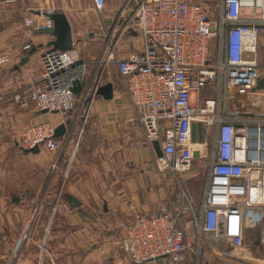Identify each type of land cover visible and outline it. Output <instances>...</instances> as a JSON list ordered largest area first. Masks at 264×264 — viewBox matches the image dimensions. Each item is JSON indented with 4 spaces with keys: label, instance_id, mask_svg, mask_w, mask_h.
<instances>
[{
    "label": "built area",
    "instance_id": "built-area-1",
    "mask_svg": "<svg viewBox=\"0 0 264 264\" xmlns=\"http://www.w3.org/2000/svg\"><path fill=\"white\" fill-rule=\"evenodd\" d=\"M108 1L92 0L98 27L104 35L108 31L103 52L84 58L80 41H74L70 50L48 48L41 55L39 76L14 95L21 107L33 102L38 111L57 113L66 133L58 138L59 123L31 121L21 133L19 146L64 151L78 118L84 125L89 119L88 99L104 85L103 73L115 66L146 140L152 146L154 141L161 143L158 169L176 180L186 177L194 167L196 149L201 157L210 155V163L200 205L182 187L176 194L180 204L175 212L161 203L157 212L136 213L112 244L136 262L163 258L166 264H180L184 254L197 250L196 244L199 252L203 234L213 235L218 252H228L236 260L242 258L234 252L246 246L264 251V88H256L264 78L257 57L264 46V0H216L217 19H212L207 4L194 0H121L107 29ZM23 23L28 32L53 25L43 14L26 16ZM133 32L140 36L136 48L119 56L120 40L133 38ZM213 41L216 55L211 50ZM33 46L28 42L23 50ZM8 61V56L0 58V63ZM75 81L82 83L80 93L72 89ZM208 88L218 90L219 97H204ZM222 98L225 115L219 111ZM195 122L205 125L202 143L192 140ZM1 129L0 110V135ZM210 133L211 153L206 148ZM184 216L191 217L197 240L181 225ZM34 236L31 225L0 264H28L26 249ZM258 259L264 264V254Z\"/></svg>",
    "mask_w": 264,
    "mask_h": 264
},
{
    "label": "crops",
    "instance_id": "crops-1",
    "mask_svg": "<svg viewBox=\"0 0 264 264\" xmlns=\"http://www.w3.org/2000/svg\"><path fill=\"white\" fill-rule=\"evenodd\" d=\"M79 1L82 2V0H0V58L9 57L8 62L0 63L2 115L0 137L4 136L0 141V181L4 186L20 183V186H17L21 187V178L29 180L32 173L38 174V184L43 183L49 167L54 166L50 165V160L45 157L47 150L43 148L39 153H26L19 146V139L31 121H53L61 124L57 113L38 111L33 102L21 107L14 101V95L28 88L34 78L39 76L41 55L48 48H52L47 44L54 39L49 34L28 32L27 28L24 33L19 30L18 32L16 28L20 22L14 17L19 15L25 17L33 11L34 14L31 16H36L39 10L32 7L34 4L41 7L51 5L67 7ZM120 5L121 2L110 13H106L107 29L112 25L113 17L117 15ZM62 12H65L72 21L68 11L63 8ZM98 32L95 35L90 33L88 38L81 41L74 34V41H80L84 58L96 57L103 52L108 31L106 35L101 29ZM136 36L133 38L124 36L120 40L119 56L124 57L134 49V43L140 40ZM115 37L116 34L113 35V38ZM28 42L33 43L36 50L28 62L17 69L16 65L28 53L23 50V46ZM103 74L104 84L108 82L114 84V96L109 100L97 94L92 97L89 117L92 115L93 124L85 131L75 156L77 158L75 166H78L79 172L72 174L71 177L63 176L62 179H59L61 176H55L58 183L39 221L40 230L44 229L45 234L42 232V238H38V242H41L46 252H39L34 238L32 245L26 249L29 255L28 264H38L40 259L43 260V264H166L163 258L136 262L127 252L111 242L121 235L123 226L136 213L157 212L161 203L173 213L178 209L180 202L170 173L157 167L156 151L146 140L139 114L131 103L126 88L115 80L120 77L118 70L115 66H109ZM11 136L12 144L9 141ZM69 149L66 147L61 153L62 157L59 158V155L54 163L62 164ZM92 157L97 158L98 163L91 171L89 163ZM85 167L89 171L88 175H85ZM72 168L73 164L69 170ZM187 176L185 178L189 179L192 175ZM17 179L19 180L14 182ZM187 185L193 187L191 181H188ZM71 196L77 198L79 206L71 205ZM202 200L203 197L198 205ZM0 214L3 215L2 220L0 219L1 262L12 251L18 237L27 229L31 217H27L24 212L9 209H3ZM181 225L187 227L189 233L193 231L190 216H184ZM19 230L22 232L19 233ZM219 255L223 259L219 260L221 264H224L223 261L242 264L241 260H236L230 255ZM183 257L180 264L201 263V257L195 251L187 252ZM212 261L214 260H207L205 263L210 264L207 262Z\"/></svg>",
    "mask_w": 264,
    "mask_h": 264
},
{
    "label": "rangeland",
    "instance_id": "rangeland-1",
    "mask_svg": "<svg viewBox=\"0 0 264 264\" xmlns=\"http://www.w3.org/2000/svg\"><path fill=\"white\" fill-rule=\"evenodd\" d=\"M196 1L207 4L206 6L210 9L212 19L218 18L219 13H218L217 5H216V0H196ZM119 2H120L119 0H109L108 5L105 9V13H110L114 8L117 7ZM32 7H34L35 10H39V11L40 10L42 11L54 10L57 12H62L64 8L66 11H68L69 15L72 18L71 22H72L73 32L80 41L81 39L83 40L84 38H88L90 33L95 35L100 30V28H97V25H99L98 24V12L94 9L92 0H82V2L79 1L67 7L53 6V5L41 7L36 4H34ZM52 7L55 9H52ZM33 12L28 13L29 15L27 16L33 17L31 16L32 14H34ZM25 17L24 15L23 16L19 15L17 17H14L17 20V22H20L17 25L16 30L17 31L19 30L20 32L22 31V33H24V30L26 28L23 23ZM136 37L140 38L139 35H137ZM211 50H212V54L216 55V51H217L216 41L212 42ZM257 57H258L259 64L262 65V69L264 71V46L261 47V49H258ZM115 80H118V82L122 83V85L125 87L124 81L121 76L118 77V79L116 78ZM259 95H260L259 92H257L254 95V100H253L254 102L257 101V99L259 98ZM203 96L204 97H209V96L219 97L218 90L214 88H208L204 91ZM219 107H220L219 111L222 113V115H225L227 109L225 108V102L223 98L220 101ZM92 119L93 117L91 115L89 119L87 120L88 122H86V124L84 125L83 123H81L82 122L81 117L78 118L77 123L76 125H74V128L72 130L73 131L72 138L70 142L68 143V145L66 146L70 148L68 151L69 153L66 156H64V160L62 161V164L54 163V161L56 158H58L59 155H60L59 158H61L62 157L61 153H63L64 151L52 152L46 149L47 151H46L45 157H47L50 160V165L54 164V166H52L51 168L49 167L48 169L49 171L47 172L46 177L43 180V183L38 184L37 182L38 174L36 173H32L31 175H29V178H30L29 180L22 177L21 187H19L20 183H15V184L13 183L10 186L8 185L4 186L3 182L0 181V192H1L0 193V211L2 212L3 209H9V210H13L14 212H24L26 213L27 217L28 216L31 217V222L27 228H29L31 225L33 226V232L34 234H36L35 236L37 237L36 239V237L34 236L35 241L37 242L36 247L41 253H45L46 251L44 247H42V245L40 244L41 242H38V238H42L41 234L42 232H44L45 234V231L44 229L42 231L40 230L39 221L41 220L43 213H45L49 199L53 195V192L55 191V188H56V184L58 183L57 182L58 180L55 181V176L56 177L61 176V178L59 179H62L63 176L70 175L71 177L72 174L75 175L76 172H79L78 166H75V162L77 159L75 158V156H76V153L80 146L81 141H83V137H84L83 135H85V131L90 128L91 124H93ZM82 126H83V131H81ZM3 137L4 136L0 137V141H2ZM12 140L13 139L11 136L9 138V141H11V144H12ZM200 147L204 148L202 146ZM213 147H214L213 135L210 133L208 144L206 145L207 151L211 153L213 150ZM209 157L210 155L207 157L196 158L194 160V167L192 171H190L187 174L188 175L187 177L192 175L191 178L189 179L182 177L176 180L175 179L176 177L170 174L173 180V184L176 185V188H177L176 191L177 192L180 191V189L183 187L193 197L197 205L200 203L201 198L203 197V194L205 191V187L207 183V173H208L209 163H210ZM97 160L98 159L95 157L91 158V162L89 163L90 164L89 169L91 171L93 168L95 169V165L98 163ZM71 164H73V168L72 170H69L71 168ZM68 166L70 168H68ZM86 169L87 168L85 167V175H88L89 171L88 169L87 170ZM18 180L19 179H17L14 182H17ZM188 181H191V183L193 184V187H192L193 189L187 185ZM13 195L14 197H18L19 202L13 201ZM2 218H3V215L0 214V219L2 220ZM18 232L20 233L22 232V230H19ZM191 232H192L191 237L194 240L195 239L197 240L198 238L195 235V232L194 231H191ZM202 239H203V245L202 247H200L199 252H198V247H199L198 244L195 245V249H197L195 252L201 257L200 264H206L205 261L207 260L215 261V262L214 261L207 262L210 264H221L219 260H223V259L220 258V255H219L220 253L218 252L219 247L217 243L214 241L213 235L203 234ZM246 241L249 244L251 241L250 237H248ZM225 254L229 255L228 252H226ZM234 254H237L242 258L241 260L242 262H240L242 264H259V263L262 264L263 263L258 258H260L262 254H264V251H259L257 250V248L254 249V247H251V246L250 247L246 246V247H243L242 249H237L234 252ZM222 263L233 264L234 262L223 261Z\"/></svg>",
    "mask_w": 264,
    "mask_h": 264
},
{
    "label": "water",
    "instance_id": "water-1",
    "mask_svg": "<svg viewBox=\"0 0 264 264\" xmlns=\"http://www.w3.org/2000/svg\"><path fill=\"white\" fill-rule=\"evenodd\" d=\"M37 14H43L49 19L53 21V25L46 27L41 30L35 31L37 34H49L54 37L47 46L59 49V50H70L74 46V32L72 23L65 12H57V11H38ZM134 35H137V32H133ZM36 50V47H33L28 53L21 59V61L16 65L17 69H20L28 60L30 59L31 54ZM257 90H261L264 88V78H260L257 83ZM73 91L76 93H80L82 90V83L80 81H75L73 86ZM97 95H101L104 99L109 100L112 99L114 96V84L112 82H108L102 85L97 93ZM92 97L88 99L91 101ZM43 113L48 112L47 110L42 111ZM66 124L61 123L55 129L56 137H62L66 133ZM204 132H205V125L203 122H195L192 125V140L193 142L202 143L204 140ZM154 149L156 151L157 157H163V150L161 147V143L159 141H154L153 143ZM22 150L26 153H39L41 148L39 145H36L33 148H22ZM194 157L200 158V150L196 149L194 151ZM71 205L73 207H77L80 205V202L77 200L76 197L71 196ZM13 201L19 202L18 197H13Z\"/></svg>",
    "mask_w": 264,
    "mask_h": 264
}]
</instances>
